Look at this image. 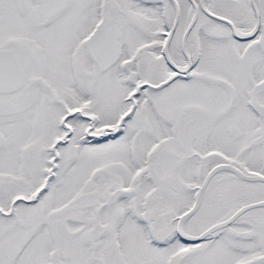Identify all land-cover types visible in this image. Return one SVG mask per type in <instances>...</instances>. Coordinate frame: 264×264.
<instances>
[{
	"label": "snow or ice",
	"instance_id": "snow-or-ice-1",
	"mask_svg": "<svg viewBox=\"0 0 264 264\" xmlns=\"http://www.w3.org/2000/svg\"><path fill=\"white\" fill-rule=\"evenodd\" d=\"M0 264H264V0H0Z\"/></svg>",
	"mask_w": 264,
	"mask_h": 264
}]
</instances>
